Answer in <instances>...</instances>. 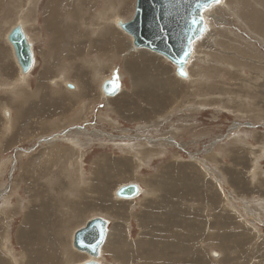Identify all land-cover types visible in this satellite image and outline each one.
Instances as JSON below:
<instances>
[{
  "label": "rangeland",
  "instance_id": "obj_1",
  "mask_svg": "<svg viewBox=\"0 0 264 264\" xmlns=\"http://www.w3.org/2000/svg\"><path fill=\"white\" fill-rule=\"evenodd\" d=\"M28 1L0 0L2 263H25L17 236L22 230L33 233L38 224L37 241L51 242L48 253L57 249L62 264H83L89 256L74 249L73 233L101 215L109 219V236L99 264H264V251L256 247H264V0H221L205 10L207 30L194 42L187 78L156 53H114L120 43L130 46L113 18H131L136 0H130L132 9L129 0H97L96 6L82 0L90 4L61 10L52 27L50 16L44 18L48 0ZM103 1H120L113 11L119 16L103 8ZM17 20L26 24L35 60L24 82L5 43ZM57 26L65 29V40L56 39ZM69 27L78 40L69 39L75 35ZM103 40L111 55L88 48L90 41ZM81 42L84 53L69 50ZM142 52L148 56L137 60ZM55 55L62 62L56 71L50 65ZM157 73L169 84L159 83L151 93L146 84H157ZM108 78L120 81L113 96L100 92L99 83ZM161 88H171L170 94L155 97ZM3 110L11 114L8 127ZM128 182L140 186L138 195L117 198L115 189ZM29 210H35L33 219L24 225ZM200 231L206 239L196 235ZM121 236L142 248L139 257L138 246L126 248L135 257L130 261L114 257L107 244L116 238L124 243ZM149 252L161 258L152 260Z\"/></svg>",
  "mask_w": 264,
  "mask_h": 264
},
{
  "label": "water",
  "instance_id": "obj_2",
  "mask_svg": "<svg viewBox=\"0 0 264 264\" xmlns=\"http://www.w3.org/2000/svg\"><path fill=\"white\" fill-rule=\"evenodd\" d=\"M195 0H136L132 17L120 23L121 29L132 37L135 47H142L166 57L176 65V73L181 77H187L186 64L193 53V45L199 35L195 26L189 30V11ZM167 13V15H166ZM205 10L202 15L204 18ZM203 24L206 26L205 18ZM164 32L161 33L160 29ZM204 34V33H203ZM202 35L199 36V38ZM163 37H167L165 40ZM191 37V51L186 61L181 65L177 57L182 51L188 50V38ZM7 41L10 43L15 60L21 73L28 72L34 62L32 44L29 41L23 25L17 22L8 32ZM181 68L186 76L180 74ZM68 86H71L68 83ZM103 90L107 94H115L118 84L115 79H107L103 83ZM139 192V185L129 183L120 186L116 191L119 198H132ZM108 221L102 216H95L77 229L73 236V247L85 251L93 257L99 255L101 245L104 243L107 233ZM87 264H97L89 261Z\"/></svg>",
  "mask_w": 264,
  "mask_h": 264
},
{
  "label": "bare ground",
  "instance_id": "obj_3",
  "mask_svg": "<svg viewBox=\"0 0 264 264\" xmlns=\"http://www.w3.org/2000/svg\"><path fill=\"white\" fill-rule=\"evenodd\" d=\"M30 1H32V0H29L28 2H30ZM42 1V0H41ZM112 1V0H111ZM115 1V0H114ZM88 2V1H87ZM87 2H85V4H82V3H84V2H82V0H78L77 2H75V0H70V1H64V0H48L47 1V4H46V6H45V12H44V18L46 17V16H50V20H49V22H50V24H51V27H52V25H58L59 24V14H60V11L61 10H66V9H68V11L69 10H71V9H69V6H74L75 5V7L77 6L78 8L79 7H82V6H86L87 4ZM91 2H93L92 3V5L94 4V6H96V3H97V0L95 1V0H92V1H90V3ZM104 3L106 2V1H103ZM108 2V1H107ZM117 2V1H116ZM120 2V1H119ZM119 2H117L118 3V5H119ZM126 2V1H125ZM129 2H130V0H129ZM136 2V1H135ZM89 3V2H88ZM89 3V4H90ZM101 3V2H100ZM128 3V2H127ZM40 4V3H39ZM111 6L113 5V4H110ZM110 5H106V3H105V7H103V8H105V9H107V7L106 6H110ZM124 5V4H123ZM127 5V4H126ZM28 6V5H27ZM128 6H130V8L132 9V7H133V3L132 2H130V3H128ZM77 7H76V9H77ZM72 8V7H71ZM114 8H116V7H109L108 9L111 11V14H113V11L114 10H116V9H114ZM80 9V8H79ZM120 9V8H119ZM131 9H127V10H125V11H127V12H129ZM134 9H135V7H134ZM134 9H133V12H132V15H133V13H134ZM121 10V9H120ZM44 11V10H43ZM42 11V12H43ZM125 11H124V13H125ZM70 12V11H69ZM68 12V14H70ZM119 12V11H118ZM115 13V12H114ZM103 14V11H99L98 12V15H102ZM60 16H61V14H60ZM111 16V15H110ZM109 16V17H110ZM115 16H119V15H117V13L116 14H113V17H115ZM123 17V16H122ZM122 17L121 16H119V17H115V18H113V22H114V24L115 25H117L120 29H121V27H120V23H122V22H124V21H126V20H129V19H126V20H123L122 19ZM130 17V16H129ZM132 17V16H131ZM61 18V17H60ZM101 18H103V17H101ZM100 18V19H101ZM20 19V18H19ZM103 19H107V17H106V15H105V18H103ZM21 22L22 23V25H23V28L26 26V24L24 25L23 24V22L22 21H20V20H17L11 27H10V29L17 23V22ZM46 21V20H45ZM107 21V20H106ZM47 22V21H46ZM49 22L48 23H46V24H48L49 25ZM98 23V22H97ZM113 24V25H114ZM100 25V24H99ZM71 26V25H70ZM254 26V25H253ZM87 27V26H86ZM107 27V26H106ZM26 28V27H25ZM66 28V27H65ZM107 28H109V27H107ZM10 29H8V31H6V33H5V36H7V34H8V32L10 31ZM47 29H48V27H47ZM54 29H56V31H57V40L59 39H64L65 40V38L67 37L66 36V34L67 33H65L64 31L62 32V30H65V29H63V27L62 28H60V26H57V27H54ZM68 29H70V33L71 34H73V32H74V27H69ZM105 29V28H104ZM103 28L101 29V30H104ZM76 30H77V28H76ZM82 30H84V29H82ZM109 30V29H108ZM122 30V32H124L125 33V35L128 37V39H129V48H131V51H134V50H137V49H139V50H145V51H148V52H153V51H150V50H148V49H145V48H142V47H135L134 45H133V42H132V37L129 35V34H127L123 29H121ZM107 31V30H106ZM115 31V30H114ZM77 32V31H76ZM76 32H74L75 33V35L73 34V35H71L70 37H69V39H77V37L79 36L78 35V32L76 33ZM63 33H64V35L66 36V37H64V35H63ZM101 33V32H100ZM103 33V32H102ZM53 34H54V30H53ZM29 36V35H28ZM27 36V37H28ZM76 37V38H75ZM111 37V35H107V38H110ZM28 39H29V41L31 42V44H32V41H31V39H30V37H28ZM90 39H92V38H90ZM104 39V38H103ZM73 40H70V41H73ZM78 40V39H77ZM89 40V39H88ZM97 40V39H96ZM95 40V41H96ZM6 41H7V38H6ZM53 41V40H52ZM73 42H75V41H73ZM7 43L10 45V43L7 41ZM55 43V42H54ZM53 42L51 43L54 47H56V45L54 44ZM108 41L106 40V41H102L101 42V44H97V42L96 43H93L92 41H90L89 42V44H90V47H88L89 49L92 47L93 48V50L94 49H103L104 51H108V49H107V47L109 46L108 44ZM118 43V42H117ZM76 44V43H75ZM84 44V45H83ZM73 45V47H71V48H69V50L71 51V50H73V51H75V53H79L80 52V50H82V52L84 53V51H85V45H86V43H80V44H78V45H74V44H72ZM108 45V46H107ZM51 46V45H50ZM53 46H51V48H54ZM33 48V47H32ZM57 48V47H56ZM10 49H11V53H12V57H13V59H14V62H15V64H16V66H18L17 65V62H16V60H15V57H14V53H13V50H12V47H11V45H10ZM92 50V49H91ZM90 50V51H91ZM56 51H57V49H56ZM52 53V52H51ZM154 54L156 53V52H153ZM33 54H34V52H33ZM47 54V53H46ZM141 55H144L145 57H147L148 55H146V53H144V52H142V53H140ZM156 54H158V53H156ZM53 55H54V52H53ZM158 55H160V54H158ZM192 55H193V53H192ZM191 55V56H192ZM47 56V55H46ZM51 56H52V54H51ZM162 56V55H161ZM162 57H164V56H162ZM143 58V57H142ZM166 60H168L166 57H164ZM138 60V59H137ZM169 61V60H168ZM189 61V60H188ZM170 62V61H169ZM171 64H173L172 62H170ZM33 64H34V62H33ZM58 65V64H57ZM111 65V64H110ZM174 65V71H175V74L177 75V76H179L177 73H176V65L175 64H173ZM187 65H188V62H187V64H186V68H187ZM139 66V65H138ZM143 66V65H142ZM32 67H33V65H32ZM32 67H31V69L28 71V72H26V73H21L20 72V70H19V68H18V72H19V77L21 78V79H23V82L25 81V77L28 75V73L32 70ZM162 67V66H161ZM96 71V70H95ZM13 73V72H12ZM61 73V72H60ZM60 76V79H61V76H63L62 74L61 75H59ZM170 76V75H169ZM50 77V76H49ZM138 76L137 75H135V79L137 78ZM145 77V76H144ZM179 77H181V76H179ZM187 77H188V75H187ZM187 77H181V78H187ZM140 78V77H139ZM55 79H58V81H59V78L57 77V78H55ZM105 79V78H104ZM108 79H111V78H108ZM107 80V79H106ZM137 80H139V79H137ZM136 80V81H137ZM53 81H55L54 79H53ZM135 81V80H134ZM140 81V80H139ZM167 81V80H166ZM165 81V82H166ZM168 81L169 82H171L170 80H169V78H168ZM56 82V81H55ZM54 82V83H55ZM103 79H102V81H101V83H99L100 84V90L102 91V93H105L104 92V90H103ZM165 82H163V83H165ZM136 83V82H135ZM166 83H168V82H166ZM171 83H173V85L174 86H176L175 84H176V82L174 81V82H171ZM56 84H57V82H56ZM67 83H65V85H66ZM71 84V83H70ZM102 84V85H101ZM169 84V83H168ZM167 84V85H168ZM22 85H23V83H22ZM26 85H27V83H26ZM55 85V84H54ZM57 85H59V84H57ZM134 85H136V84H134ZM165 85V84H164ZM177 85H178V83H177ZM25 86V85H24ZM74 86V90L76 89V85H73ZM160 86V85H159ZM169 86V85H168ZM136 87V86H135ZM171 87H172V85H171ZM173 88V87H172ZM175 88V87H174ZM179 88V87H178ZM119 89V88H118ZM171 89V88H170ZM72 91V90H71ZM118 92V91H117ZM106 95H111V96H113V95H115V94H107V93H105ZM108 97H110V96H108ZM149 100V99H148ZM147 100V101H148ZM83 104V103H82ZM155 108V107H154ZM4 111V110H3ZM5 112V116H4V118H9V120L6 122L7 123V127L9 126V124L12 122V119H11V114H10V111H4ZM145 112V111H144ZM112 142V141H111ZM261 146V145H260ZM7 147V146H6ZM53 150V149H52ZM59 151V150H58ZM81 156V155H80ZM100 160H102V159H100ZM120 162H121V160H120ZM52 163V162H51ZM122 163V162H121ZM114 164V163H113ZM118 167V166H117ZM129 183H136V182H128V183H124V184H129ZM124 184H121V185H119L116 189H115V191H114V194H115V196H116V191H117V189L120 187V186H122V185H124ZM137 184V183H136ZM105 189V188H104ZM140 186H139V192H140ZM138 192V193H139ZM138 195V194H137ZM137 195H135V196H133L132 198H134V197H136ZM117 197V196H116ZM102 198V197H101ZM117 198H119V197H117ZM132 198H128V199H132ZM120 199H127V198H120ZM127 199V200H128ZM164 200V199H163ZM86 203V202H85ZM88 204V203H87ZM31 206V205H30ZM100 209H102L101 207H99ZM105 208V207H104ZM119 209V208H118ZM71 210V209H70ZM87 210V209H86ZM35 211V210H34ZM34 211H28L26 214H25V216H24V225H27L28 224V222H30V220L31 219H33V215H34ZM79 211V210H78ZM81 211H82V209H81ZM80 211V212H81ZM30 212H32L33 214H31ZM27 214H29V216H30V218L29 219H26V215ZM39 215V214H38ZM93 217H95V216H93ZM93 217H90L89 219H91V218H93ZM89 219H87V220H89ZM87 220H86V222H87ZM85 222V223H86ZM85 223L82 225V226H84L85 225ZM23 225V224H22ZM35 226H34V228H33V233H31L32 231H29V232H27V231H24V230H22L20 233H18V236L17 237H21L20 239H19V242H21L20 243V245H21V249L23 250V251H25V253H24V255H26L27 254V260L25 261V263L24 264H57V263H60V264H62V261L60 262V261H58L57 260V257L55 258V255H58L56 252H58V251H55V250H57V249H52V250H54V252L55 253H48L49 251H50V249L49 250H46L47 249V246H48V243L50 242H46L45 244L42 242V241H37L38 240V235L36 234L37 232H38V229L39 228H37V225L38 224H34ZM82 226H80V227H82ZM80 227H78L77 229H79ZM206 227V226H205ZM76 229V230H77ZM27 230V229H26ZM75 230V231H76ZM206 230V229H205ZM75 231H74V233H75ZM74 233H73V236H74ZM108 225H107V233H106V236H109L108 235ZM241 233V232H240ZM211 234V233H210ZM236 234V233H235ZM32 237H31V236ZM192 235V234H191ZM196 235H198V237L199 238H201L202 240L203 239H206V237L204 236L205 234L204 233H202L201 231L200 232H198V234H196ZM227 235V234H226ZM247 235V234H246ZM73 236H72V246H73ZM242 236V235H241ZM248 236V235H247ZM122 237V240L124 241V243L123 242H121L120 241V243L121 244H118L116 241H117V238L115 239L116 241H114L113 239H110L109 240V242H108V248H109V251L112 253V251H113V255H114V257L115 258H117L116 257V254L119 256V260H123V261H130L129 259H133V258H135V257H139V251H140V249H142L140 246H138V244L137 243H131L132 242V240L131 241H129L127 238H124L123 239V236H121ZM234 237V236H233ZM243 237V236H242ZM245 237V236H244ZM251 237V236H250ZM213 240H215V239H217V236H216V234H213L212 233V237H211ZM218 238H220V237H218ZM7 239V238H6ZM107 239V237H105V240H104V242L105 241H108V240H106ZM180 238L178 237L177 238V241H180L179 240ZM194 239L195 238H191V240H193L194 241ZM201 239H199L200 241H201ZM252 239V238H251ZM208 240V239H207ZM232 240H234V238L232 239ZM238 240V239H237ZM242 240H244L243 238H242ZM248 240V239H247ZM6 240H4V242H5ZM129 241V242H128ZM198 241V240H197ZM223 241V240H222ZM245 241H246V239H245ZM244 241V242H245ZM53 242V241H52ZM182 242V241H181ZM239 242V241H238ZM248 242V241H247ZM37 243V245H35ZM51 243V242H50ZM176 244L177 242H173L172 244ZM179 243V242H178ZM177 243V244H178ZM235 243H236V239H235ZM240 243H241V241H240ZM246 243V242H245ZM7 244V243H6ZM104 244V243H103ZM102 244V245H103ZM144 244H146V241H145V243H143V244H141L142 246L144 245ZM169 244V243H168ZM174 244V245H175ZM217 245H219L218 244V242L216 243ZM239 244V243H238ZM242 244H243V242H242ZM3 245H5V244H3ZM32 247V249H30V246ZM53 244H51V246H52ZM64 245H65V243H64ZM64 245H62V247L64 246ZM102 245H101V247H102ZM106 245V246H107ZM174 245H172V246H174ZM197 245V244H196ZM260 244H256V247H258L259 249L261 248V251L263 250L264 251V247H260L259 246ZM35 246H37V247H35ZM54 246V245H53ZM57 246V245H56ZM131 247V246H134V247H137L138 246V254L137 255H135V257H133L127 250H126V248L127 247ZM178 246H180L179 244L176 246V247H178ZM188 246V245H187ZM202 246V245H201ZM220 246V245H219ZM239 246H241V245H239ZM55 247V246H54ZM101 247H100V250H99V254H101ZM184 248H185V246H183ZM234 247V246H233ZM255 247V248H256ZM51 248V247H50ZM115 248H122L121 249V251H118V249H115ZM168 248H170V247H168ZM182 248V247H181ZM191 248H194V247H191ZM199 248V247H198ZM238 248H240V247H238ZM74 249H76V248H74ZM106 249V248H105ZM128 249V248H127ZM76 250H78V249H76ZM164 250H165V248H164ZM173 250V249H172ZM180 250V249H179ZM255 250H257V249H255ZM255 250H253V251H255ZM62 251H63V249H62ZM78 251H80V250H78ZM181 251V250H180ZM239 251V250H238ZM260 251V250H259ZM260 251V252H261ZM80 252H82V253H85L86 255H88L89 256V258L90 259H88L87 261H85L83 264H87L89 261H95L97 264H99V262L97 261L98 260V256L97 257H93V256H91V255H89L87 252H85V251H80ZM179 252V251H178ZM256 252V251H255ZM48 253V254H47ZM61 253V252H60ZM136 253V252H135ZM141 253V252H140ZM153 253V254H152ZM149 252L148 253V256H150L151 258H152V260L153 259H156V258H161V256L160 255H157L156 256V254L154 253V252ZM160 253H161V251H160ZM241 253H243V252H241ZM241 253H238V257L239 256H241L242 254ZM257 253H259V252H257ZM1 254H2V252H1ZM0 254V257L1 256H3V255H1ZM11 254V253H10ZM47 254V255H46ZM244 254V253H243ZM69 256L71 257V258H73V259H71V260H73L74 261V257L72 256V254H71V252H69ZM156 256V257H155ZM178 256V255H177ZM180 256V255H179ZM182 256V255H181ZM180 256V257H181ZM256 256V255H255ZM260 257H261V255H259ZM43 257H45V258H43ZM155 257V258H154ZM179 257V258H180ZM42 258L44 259L42 262H41V260H42ZM114 258V259H115ZM140 258H142V257H140ZM173 258V257H172ZM175 258H176V256H175ZM197 258V257H196ZM2 259H4V257L2 258ZM118 259V258H117ZM181 259V258H180ZM239 259V258H238ZM6 260V259H5ZM13 260V259H12ZM25 260V259H24ZM56 260V261H55ZM86 260V259H85ZM135 260V259H134ZM137 260V259H136ZM178 260V259H177ZM182 260V259H181ZM233 260V259H232ZM58 261V262H57ZM83 261V260H82ZM64 262V261H63ZM178 262V261H177ZM176 263V262H175ZM184 263V262H183ZM182 263V264H183ZM220 263V262H219ZM237 263V262H236ZM0 264H5V263H2V260L0 259ZM23 264V263H22ZM76 264V263H75ZM157 264V263H156ZM221 264V263H220ZM233 264V263H232Z\"/></svg>",
  "mask_w": 264,
  "mask_h": 264
},
{
  "label": "crops",
  "instance_id": "obj_4",
  "mask_svg": "<svg viewBox=\"0 0 264 264\" xmlns=\"http://www.w3.org/2000/svg\"><path fill=\"white\" fill-rule=\"evenodd\" d=\"M107 5H110L111 3H110V1H108L107 3H106ZM103 5V4H102ZM104 6V5H103ZM114 6H118L116 3H114L112 6L110 5V6H106L107 8H109V7H114ZM105 7V6H104ZM85 20V19H84ZM88 27H85V29H87ZM88 30V29H87ZM50 34H51V37L53 36V33L52 32H50ZM80 36H82L81 34H80ZM55 37V36H54ZM54 37H52V39L54 38ZM127 38V37H126ZM127 40H128V38H127ZM129 41V40H128ZM5 43H6V45L9 47V49H10V45L7 43V41H5ZM130 44V43H129ZM108 46V45H107ZM126 47H127V49H126ZM49 50V49H48ZM48 50H45V53L48 51ZM100 51H104L103 49H100ZM10 52H11V49H10ZM108 54L109 55H111V52L108 50ZM113 52V51H112ZM119 52H121L120 54H119V56H121V55H123V54H126V53H130V52H135V51H129V47H128V44H123V45H121V43H120V47L118 46L117 47V49H116V51L114 52L116 55H118V53ZM57 53V52H56ZM48 55V54H47ZM56 55H58V56H62V54L60 53V54H56ZM56 55H55V60H51V63H50V65H51V68H52V66H54V68H55V71L57 70V68H56V66H57V64H59L60 62H61V59H58V60H56ZM11 56H12V53H11ZM140 57L142 58L143 57V55H136V58L138 59V60H140ZM136 58H134L133 60H135ZM49 60V59H48ZM48 60H45V61H48ZM14 61V60H13ZM142 62V61H141ZM140 62V63H141ZM62 63V62H61ZM34 64H35V60H34ZM33 64V65H34ZM161 64H164V63H161ZM137 65V64H136ZM136 68H138V67H136ZM90 69V66L88 67V69L87 70H89ZM92 70L94 71V70H96V68H94V67H92ZM114 70H117V72H118V75H117V78L119 79L120 78V74H119V70H118V68L116 69V68H114L113 67V69L111 70V71H114ZM141 70V69H140ZM139 69L138 70H136L135 72H138V71H140ZM13 72H14V67H13ZM155 78V79H154ZM154 78H153V81L155 80L156 82H157V84H154V86H152V85H147L146 84V88H152L153 90H151L152 92L151 93H156L159 89L158 88H160V87H156V85H158L159 83H163V82H165V79L164 78H162V79H160L159 78V76H158V73H157V75H155L154 76ZM22 81H23V79H21ZM164 80V81H163ZM169 80L171 81V82H174V81H172L170 78H169ZM145 82H146V80H144ZM69 82H67V86L69 85L68 84ZM117 84H118V86L120 87V81L119 80H117ZM143 84V83H142ZM141 84V86L142 87H144V85H142ZM71 86H68L69 87V89L70 90H73L74 89V86H73V83H71L70 84ZM162 90H164L162 93L160 92L158 95L157 94H155V97H157V98H159L160 96H163V95H169L170 94V89H168V90H165V89H163V88H161ZM100 92L102 93V91L100 90ZM171 94H172V96H175L176 94H174V92L173 91H171ZM102 95H103V93H102ZM76 98L78 99V97L76 96ZM76 103H77V101H76ZM167 103H168V100H167ZM73 104L71 103V106H72ZM5 120L6 121H8L9 120V118H5ZM14 144H12L11 146H13ZM59 181H60V179H59ZM25 182V181H24ZM24 190H25V187H24ZM25 192V191H24ZM104 201H106L105 199H104ZM110 201L108 202V206H110ZM102 208V207H101ZM25 213V212H24ZM94 216H101V215H94ZM91 217H93V216H91ZM103 217V216H102ZM90 218V217H89ZM88 218V219H89ZM106 220H108V222H109V219H106ZM85 222H86V220H85ZM84 222V223H85ZM83 223V224H84ZM82 224V225H83ZM116 224V223H115ZM81 225V226H82Z\"/></svg>",
  "mask_w": 264,
  "mask_h": 264
},
{
  "label": "snow or ice",
  "instance_id": "obj_5",
  "mask_svg": "<svg viewBox=\"0 0 264 264\" xmlns=\"http://www.w3.org/2000/svg\"><path fill=\"white\" fill-rule=\"evenodd\" d=\"M187 2L188 0H185V3ZM220 2L221 0H195V4H193L192 7L190 8L189 11L190 19L188 21L189 30H192L195 26H199L198 28L199 35L196 37L197 39L199 38L200 35H203V33L207 30L206 26H204L203 24V19H204L202 15L203 11L211 7L213 4H219ZM160 31L163 34L164 29L161 28ZM163 38L165 40L167 39V37H163ZM192 43L193 40L191 37H189L188 50L182 51V55L177 57V60L181 65L186 61L187 57L189 56ZM180 74L183 76L187 75V73H185L182 68L180 70Z\"/></svg>",
  "mask_w": 264,
  "mask_h": 264
},
{
  "label": "flooded vegetation",
  "instance_id": "obj_6",
  "mask_svg": "<svg viewBox=\"0 0 264 264\" xmlns=\"http://www.w3.org/2000/svg\"><path fill=\"white\" fill-rule=\"evenodd\" d=\"M107 237V236H106ZM90 259V258H89ZM87 261V260H86Z\"/></svg>",
  "mask_w": 264,
  "mask_h": 264
}]
</instances>
